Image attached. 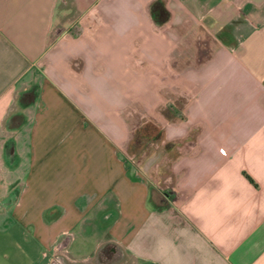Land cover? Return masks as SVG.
<instances>
[{"label":"crops","instance_id":"0c3cea01","mask_svg":"<svg viewBox=\"0 0 264 264\" xmlns=\"http://www.w3.org/2000/svg\"><path fill=\"white\" fill-rule=\"evenodd\" d=\"M57 256L264 264V0H0V264Z\"/></svg>","mask_w":264,"mask_h":264},{"label":"flooded vegetation","instance_id":"af4514ba","mask_svg":"<svg viewBox=\"0 0 264 264\" xmlns=\"http://www.w3.org/2000/svg\"><path fill=\"white\" fill-rule=\"evenodd\" d=\"M150 127H153V125H151V123L148 124L147 128H150ZM159 187H161L164 190V192L166 193L167 196H171L172 199L176 198V195L167 193L168 189L173 188L167 176H164L162 178L161 182H159ZM106 253H108L109 255L111 254L110 252H107V251H106ZM54 264H66V263H65V260L63 259V257L57 256L54 260Z\"/></svg>","mask_w":264,"mask_h":264},{"label":"trees","instance_id":"16d2710c","mask_svg":"<svg viewBox=\"0 0 264 264\" xmlns=\"http://www.w3.org/2000/svg\"><path fill=\"white\" fill-rule=\"evenodd\" d=\"M158 5H159L158 3H155V6ZM36 96H37V88H32L31 90L22 94V96L20 97V102L22 104H30L35 100Z\"/></svg>","mask_w":264,"mask_h":264},{"label":"rangeland","instance_id":"374dc122","mask_svg":"<svg viewBox=\"0 0 264 264\" xmlns=\"http://www.w3.org/2000/svg\"><path fill=\"white\" fill-rule=\"evenodd\" d=\"M163 132V130L161 129V133ZM137 137H138V139H137V141H136V144H138V142H140V138H139V136L137 135ZM144 143H146L145 141H144ZM5 191V190H4ZM49 254H50V257L47 259L48 260V262L49 263H52V261H53V259H54V255H51L52 254V252H51V250L49 251Z\"/></svg>","mask_w":264,"mask_h":264},{"label":"water","instance_id":"95a60500","mask_svg":"<svg viewBox=\"0 0 264 264\" xmlns=\"http://www.w3.org/2000/svg\"><path fill=\"white\" fill-rule=\"evenodd\" d=\"M173 187V186H172ZM167 193H170V194H174V195H176V199H178V192L175 190V189H173V188H171V189H168V192Z\"/></svg>","mask_w":264,"mask_h":264}]
</instances>
